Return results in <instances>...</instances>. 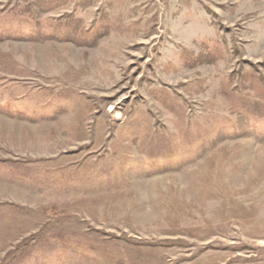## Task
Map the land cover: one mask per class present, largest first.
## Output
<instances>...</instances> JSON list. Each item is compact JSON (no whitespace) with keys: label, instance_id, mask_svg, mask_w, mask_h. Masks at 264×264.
Returning a JSON list of instances; mask_svg holds the SVG:
<instances>
[{"label":"rangeland","instance_id":"1","mask_svg":"<svg viewBox=\"0 0 264 264\" xmlns=\"http://www.w3.org/2000/svg\"><path fill=\"white\" fill-rule=\"evenodd\" d=\"M0 264H264V0H0Z\"/></svg>","mask_w":264,"mask_h":264},{"label":"crops","instance_id":"2","mask_svg":"<svg viewBox=\"0 0 264 264\" xmlns=\"http://www.w3.org/2000/svg\"><path fill=\"white\" fill-rule=\"evenodd\" d=\"M13 132H14L15 134L20 135V137L24 139L25 129H24L23 126H18V128L15 127L14 130H13ZM17 132H20L21 134H19V133H17ZM23 132H24V133H23ZM24 140H25V139H24Z\"/></svg>","mask_w":264,"mask_h":264}]
</instances>
